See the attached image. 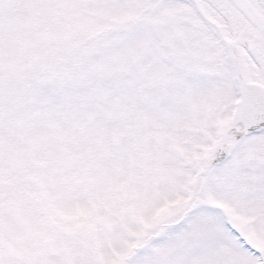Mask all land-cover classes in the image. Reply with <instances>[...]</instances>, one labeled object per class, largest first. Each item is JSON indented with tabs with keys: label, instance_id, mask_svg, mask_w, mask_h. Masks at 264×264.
Listing matches in <instances>:
<instances>
[{
	"label": "snow or ice",
	"instance_id": "snow-or-ice-1",
	"mask_svg": "<svg viewBox=\"0 0 264 264\" xmlns=\"http://www.w3.org/2000/svg\"><path fill=\"white\" fill-rule=\"evenodd\" d=\"M0 264H264V0H0Z\"/></svg>",
	"mask_w": 264,
	"mask_h": 264
}]
</instances>
